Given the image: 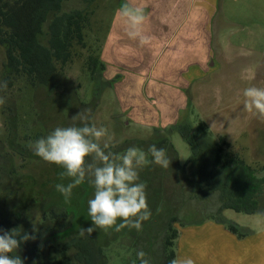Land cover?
I'll return each mask as SVG.
<instances>
[{
	"label": "rangeland",
	"instance_id": "1",
	"mask_svg": "<svg viewBox=\"0 0 264 264\" xmlns=\"http://www.w3.org/2000/svg\"><path fill=\"white\" fill-rule=\"evenodd\" d=\"M203 2H207V5L202 4ZM117 4L116 0H95L88 9L83 43H75L71 60L62 66L58 65L57 85L60 86L56 88V92L48 94L45 89L33 90L23 83L22 78L14 79L11 87L0 91V97L6 101L0 105V170L7 172L13 166L14 171L23 174L30 172L37 177L39 188L45 187L41 189L43 194L40 193L39 196L45 195L47 188L53 186L50 190L53 196H57L62 205L71 208L75 214V240H84L86 235H79L80 228L93 226L84 220L80 195L82 189L90 193L84 204L88 214V200L94 198V188L88 183L89 177L86 175L85 182L73 189L70 201L66 203L64 197L55 189L58 183L70 182L69 178L60 179V173L64 169L47 163L36 155L31 160L22 158L15 151L34 155V142L47 137L57 127H70L74 123L75 126H83L81 121L73 122L72 117L84 109H91L86 123L107 129L108 135L100 141L105 152L123 154L128 148L136 147L147 153L149 146L155 145L165 149L171 161L169 168H161L153 164L151 155L147 154L148 162L137 169V182L147 185L146 200L151 211L150 219L142 223L139 232L124 228L120 231L122 235H116L115 226L107 233L103 229L94 231L95 235L106 237L102 245L106 264H141L137 256L141 250L146 253L145 258L149 260V264H160L159 247L164 235L162 227L171 217L178 221L172 226L177 232L176 259L191 258L194 264H207L206 260L196 256L208 251L213 242L207 240L209 242L203 241L192 246L191 241H183L181 231L189 226L217 223L208 220L207 216L210 211L215 212L219 204L210 203L204 207L201 200L192 196L186 198V201L181 200V192L176 190L174 167L183 165L192 151L176 128L184 123L182 129L188 130L190 137H195L196 127L201 124L211 140L222 138L230 145L231 152L236 153L247 165L256 170L264 167V120L247 112L243 104L245 88H264V0L200 1L194 12L205 9L206 6L208 10L211 9L212 15L208 13L209 16L213 17V68H209V72L203 75L198 68L193 67L192 72L177 73L170 79L168 74L174 68L165 66V70L162 68L164 71L160 73L165 76L152 75L147 80V76L141 72L149 68L146 64L139 67L141 71L135 72V67L112 66L104 61L102 47ZM81 6L79 0H69L63 3L62 8L70 11ZM201 18L203 17L198 16L196 21L202 20ZM150 49L152 48L147 50L146 55L154 53ZM142 51L145 50L138 52ZM89 55L96 57L98 61V70L94 77L87 68ZM197 58L204 61L199 56ZM3 59L0 51V75ZM146 60L151 61L142 55L140 61ZM99 63L103 65L100 70ZM201 66L208 71L204 63ZM188 76L192 77L193 83L185 90V82L181 80ZM9 139H13L11 143L15 151L9 149ZM192 141L198 146L206 145L207 142ZM105 142L108 144L107 148H104ZM162 142H165L164 146L161 145ZM92 161L91 156L87 157L86 165ZM36 190L40 191L38 188ZM14 194V198L10 196L13 198L10 207L14 211L8 207L0 208V218L4 216V220L11 218L14 212L24 210L25 204L29 206L32 203L31 195ZM50 199L47 196L46 202ZM30 210L33 214L29 218L38 224L40 219L35 208ZM200 214L205 218L201 223H189ZM221 216L245 229L247 234L264 230V218L260 215L223 210ZM120 222L118 219L117 224ZM25 227L18 226L20 231L25 230ZM0 229L11 230L10 226L1 225V222ZM125 233L130 237H125ZM113 236L116 237L111 239ZM70 237H64L63 242ZM133 240L142 244L141 249L133 247ZM135 248L138 250L135 251ZM58 250V246L54 247L42 259L53 260L55 253L58 256ZM66 254L65 264H76L75 250L69 248ZM250 254L252 256L246 259L248 264H264V252L256 251L253 255L251 251Z\"/></svg>",
	"mask_w": 264,
	"mask_h": 264
},
{
	"label": "trees",
	"instance_id": "2",
	"mask_svg": "<svg viewBox=\"0 0 264 264\" xmlns=\"http://www.w3.org/2000/svg\"><path fill=\"white\" fill-rule=\"evenodd\" d=\"M66 1L69 0H0V51L4 57L0 80L7 82V88L18 78H22L23 83L31 89H45L48 94L59 88L58 65L62 66L71 60L75 43H83L84 22H87L88 9L95 2L79 0L82 5L80 8L65 11L62 6ZM97 62L96 57L88 56L87 68L92 77L98 70ZM99 65L100 70L103 65ZM3 90L5 89L0 88V91ZM182 125H178L176 129L190 145L192 154L183 165L174 167L176 190L181 192V200L186 201V198L192 196L201 200L204 207L210 203H218V208L213 213L210 211L207 219L224 225L239 237L245 236L247 231L226 220L221 212L231 210L264 218V167L256 170L247 165L236 153L231 152L230 145L222 138L211 140L203 125L196 127L195 137H190L189 131H184ZM192 140L207 142L206 145L198 146ZM164 144L165 142L161 143L163 146ZM89 194L88 190L80 191L83 217L90 225L93 223L84 205ZM21 211L24 213L26 209ZM72 213L73 215L70 211L49 210L48 213L41 214L40 219H46L54 225H48L43 236L21 243L10 254L13 257L19 256L23 264H65L66 252L72 248L75 250L76 264H106L102 246L106 237L93 232L91 235L86 234L84 240H75L77 233L71 221L75 220V214L73 211ZM202 214L197 218L193 217L195 219L189 223H201L205 219ZM175 222H178L176 218H168L162 227L164 235L159 247L160 264H171L175 259L177 232L172 227ZM55 223L62 226L57 224V227ZM67 232L74 237L69 242L62 243L58 256L55 253L51 261L42 259L43 255L54 250L57 238L63 234L68 235ZM121 232L115 234L122 235ZM114 238L115 236L111 239Z\"/></svg>",
	"mask_w": 264,
	"mask_h": 264
},
{
	"label": "clouds",
	"instance_id": "3",
	"mask_svg": "<svg viewBox=\"0 0 264 264\" xmlns=\"http://www.w3.org/2000/svg\"><path fill=\"white\" fill-rule=\"evenodd\" d=\"M128 28V35L132 38L141 37L142 28L147 20L140 7L125 2L117 10ZM0 88H7V82H0ZM244 109L264 120V88L255 86L243 90ZM0 97V105L5 103ZM91 109H84L72 117V121H81L83 126L57 127L47 137L40 138L32 144L34 155L47 163L55 164L64 169L60 173V179L69 178L67 184L58 183L55 189L69 202L73 189L85 182L94 188V198L88 200V217L93 226L80 228L79 235H91L97 229H103L105 233L115 226V231L120 232L124 228L142 229V223L150 219L151 211L146 200V187L138 181L137 169L144 166L147 154L152 157L151 162L161 168H169L170 158L166 150L150 145L147 153L136 147L128 148L123 154L105 152L100 145L102 138L108 135L107 129L92 125L89 126L88 113ZM110 139V137H109ZM108 144L105 142L104 148ZM91 156L92 163L86 165V158ZM118 219L121 221L117 224ZM33 233L37 231L33 226ZM16 230L5 231L0 229V264H23L19 256H11L20 244L29 240H35V235L21 232L19 236ZM141 264H149L146 253H137ZM171 264H194L191 258L174 259Z\"/></svg>",
	"mask_w": 264,
	"mask_h": 264
},
{
	"label": "crops",
	"instance_id": "4",
	"mask_svg": "<svg viewBox=\"0 0 264 264\" xmlns=\"http://www.w3.org/2000/svg\"><path fill=\"white\" fill-rule=\"evenodd\" d=\"M200 1L202 0H116L117 8L102 47L104 61L112 66L135 67V72L141 71L139 67L146 64L149 68L141 71L147 76L146 80L149 77L152 78V75L165 76L160 74L165 70V66L174 68L168 74L170 79L177 73L192 72L193 67L198 68L203 75L208 73L209 68H213V62H211L214 55L211 34L213 17L209 16V14L212 15L211 9L208 10L206 6L205 9L194 12L195 6ZM125 2L140 7L147 17L142 28V37L145 38L143 41L141 37H130L127 25L116 15L117 10ZM202 4L207 5V2ZM198 16L203 17L202 20L196 21ZM149 48L154 51L152 55H146ZM139 50L145 51L140 53ZM142 55L143 58L148 57L151 61L141 62ZM198 56L205 57L204 61L199 60ZM203 63L208 71L201 66ZM155 67L159 68L155 69ZM173 80L177 81L175 78ZM181 81L185 82L183 88L185 90L193 83L191 76ZM157 94L160 96L158 91ZM182 234L183 241L186 243L191 241L192 246L203 241L213 242L208 251L196 256L206 260L207 264H248L249 261L246 259L252 256L251 251L253 255L256 251L264 252L263 229L239 237L222 224L207 222L200 226L186 227L181 231Z\"/></svg>",
	"mask_w": 264,
	"mask_h": 264
},
{
	"label": "flooded vegetation",
	"instance_id": "5",
	"mask_svg": "<svg viewBox=\"0 0 264 264\" xmlns=\"http://www.w3.org/2000/svg\"><path fill=\"white\" fill-rule=\"evenodd\" d=\"M0 82H1V80H0ZM76 107H78V106H76ZM11 140L13 141V139L8 140V142H9L8 147H9V149L14 150L15 148H14L13 144L11 143ZM15 153L18 156H22V158L27 157L30 160L32 159V157H35V155L28 154L26 152L22 153L23 155H21L18 150H16ZM1 158H2V156H1V151H0V160H1ZM39 177L40 176H38V178ZM38 184H39V181L37 180V177H35L30 172L23 174L19 171H16V170L14 171L13 166L7 172H5V171L2 172L0 170V208L8 207L9 209H11L10 204L12 202L11 200L15 197L14 193H22L23 195H31L33 197L32 203L29 206H27L26 204L24 205V208L26 209V211L24 213L20 210V211L14 212V214L12 216H10L11 218H8L6 220H4L5 219L4 216L2 218H0L1 225L10 226V228H11L10 231L16 230V232L14 234L17 236H19L21 234V232H27V233H29V235H35L36 237L43 236L47 231L46 229H47L48 225H50V224H51V226L54 225L53 222H50L46 219H43V220L40 219V215L48 213L49 210H56V211L60 210L61 212L70 211L71 214L73 215V213H72L73 210L71 208L64 207L62 205V202L58 200L57 196L56 197L53 196V193H51V191H50L51 187H53V186H51L50 188H47L45 195L39 196L40 193L43 194L41 189L42 188L44 189L45 187L42 186V188H39L40 185H38ZM37 188L40 191H37L36 190ZM10 196L13 198H11ZM47 196H49L51 198L49 202H46ZM37 197H40V199L39 198L37 199ZM39 200H43V202L39 201ZM29 207H31V208H29ZM34 208H35L36 213H37L36 215L40 219V222L38 224L31 221V218H29V217H32V214H33V212H30L31 211L30 209H32V211H33ZM12 211H14V209ZM22 215L24 217H21ZM13 221L16 223L12 224ZM71 221H72V226L74 229L75 220L71 219ZM44 224H47V225H44ZM57 224H59V223H55V225L58 227ZM19 225H25L26 229L23 231H20L18 228ZM33 226H35V228L37 229V231L35 233H33V231H32ZM60 226H62V224ZM74 231L72 232L73 234H74ZM37 233H40V235L38 236ZM67 233H68V235H66V236H68V237L71 236V237H70V239H68V241L66 240L65 242H69L74 237V235H70L69 232H67ZM64 236H65V234H63V235L59 236V238H57L56 246L59 245L58 248L61 247L62 243H65V242H63ZM124 236L130 237L128 234H125ZM60 242H61V244H60ZM136 242H137L136 240H133V247L136 246L137 248L141 249L142 244H138ZM137 250L138 249L135 248V251H137ZM9 255H11V254H9Z\"/></svg>",
	"mask_w": 264,
	"mask_h": 264
}]
</instances>
